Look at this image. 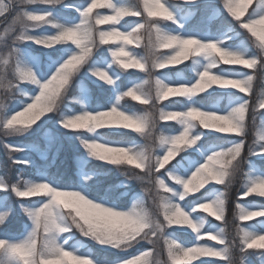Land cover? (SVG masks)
I'll use <instances>...</instances> for the list:
<instances>
[{"label":"snow or ice","instance_id":"6c2138e0","mask_svg":"<svg viewBox=\"0 0 264 264\" xmlns=\"http://www.w3.org/2000/svg\"><path fill=\"white\" fill-rule=\"evenodd\" d=\"M0 21V143L34 170L0 174V229L25 217L0 264H264V0H0Z\"/></svg>","mask_w":264,"mask_h":264},{"label":"trees","instance_id":"16d2710c","mask_svg":"<svg viewBox=\"0 0 264 264\" xmlns=\"http://www.w3.org/2000/svg\"><path fill=\"white\" fill-rule=\"evenodd\" d=\"M256 88H257V91L260 88L259 81H257ZM130 106H133V105L130 104ZM2 139H3L2 136H0V140H2ZM74 154H75V152H73V151L72 152H66V151H64L62 153V155L59 156V158L56 161V168H58L61 172H67V173L71 174V172L74 171V165H73V156H74ZM0 163L2 165L1 166L2 168L5 167V166L8 167V161H7L6 151H1L0 152ZM257 163H259V162L257 161ZM92 165H94L95 168L101 167L100 164H95L94 163ZM56 168H54L53 171H55ZM11 175L14 176V174H11ZM111 178H112L111 176L108 177V178H106L105 183L112 182L110 180ZM140 188H141V186L137 184L136 185V190L139 191ZM238 188H239V185H236L235 188H234V190H233L232 196H231V200H230V204H229V212H228V220H229V223H230V221H232V215H233L234 210H235L236 189H238ZM24 222H25V218L23 216L14 214L12 216L11 220L8 222L7 228L6 229H0V232L3 233L5 231H8V232H11V233H16V232H18L21 229L22 224ZM181 236L183 238H186V236H184V234H182V233H181ZM96 252L101 257H105V256L108 257V256H111L112 255L108 251H104V250H102L100 248H97L96 249ZM113 258H114V256H113Z\"/></svg>","mask_w":264,"mask_h":264},{"label":"rangeland","instance_id":"374dc122","mask_svg":"<svg viewBox=\"0 0 264 264\" xmlns=\"http://www.w3.org/2000/svg\"><path fill=\"white\" fill-rule=\"evenodd\" d=\"M217 2H219V0H217ZM200 19V15L198 14L194 19H193V23H195L196 21H198ZM2 28H3V23H2V21H0V31H2ZM30 48H34L35 46H29ZM37 51H38V49H37ZM35 137H24V138H13V139H11V143H13V144H20V143H27V142H29V141H31L32 139H34ZM1 151H5L4 149H3V146H2V143H0V152ZM64 151H66V152H75V146L74 145H70V144H68V143H65V146H64V148H63V150L61 151V153H60V156L62 155V153L64 152ZM17 155H24V153H17ZM31 155V157H32V159H34L38 164H40V163H43V161H41V159L39 158V156L36 154V153H31L30 154ZM2 165H1V163H0V174H3L4 173V171H5V167H1ZM90 167H93V168H95L94 167V165H90ZM7 170H8V174L9 175H11V174H16V172L18 171V170H22L24 173H25V175L26 176H28V175H31L32 174V172L34 171L33 169H31V168H23V169H20L19 168V166H11V165H9L8 164V167H7ZM111 181L112 182H114L115 180H117V179H119L117 176H116V174H115V172H112V175H111ZM251 198H244V201L243 202H247L248 200H250ZM10 203H15V201L14 200H12V201H10ZM15 214H17V215H20V216H23L22 214H21V212H20V210H19V208L17 207L16 209H15ZM24 217V216H23ZM25 218V217H24ZM258 219V218H257ZM245 223H253V222H245ZM231 225H232V221H230V223H229V227H231ZM223 226V225H222ZM0 233H2V232H0ZM183 234V233H182ZM186 239H190V237H186ZM102 250H104V249H102ZM104 251H107V250H104ZM109 253H111L112 255L111 256H108L109 258H113V256H114V258L118 255V253H115V252H112V251H108ZM212 259H215V258H212ZM252 259H253V264H259V261H258V259L256 258V257H252Z\"/></svg>","mask_w":264,"mask_h":264}]
</instances>
